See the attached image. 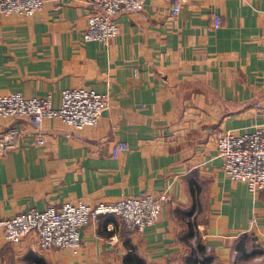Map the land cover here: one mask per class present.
I'll list each match as a JSON object with an SVG mask.
<instances>
[{
  "label": "crops",
  "instance_id": "1",
  "mask_svg": "<svg viewBox=\"0 0 264 264\" xmlns=\"http://www.w3.org/2000/svg\"><path fill=\"white\" fill-rule=\"evenodd\" d=\"M186 4L173 16L171 0H144L141 14L117 18L106 45L81 39L85 0H46L33 19L0 16V95L48 96L59 109L63 91L85 88L109 104L96 127L71 138L56 120L0 122V133H21L20 147L0 155V221L167 189L171 198L142 234L113 217L89 225L77 255L42 252L32 235L10 245L0 230V264H125L130 253L194 264L197 244L216 264L264 262V191L226 178L215 149L220 132L264 128V0ZM118 142L126 151L114 158Z\"/></svg>",
  "mask_w": 264,
  "mask_h": 264
},
{
  "label": "built area",
  "instance_id": "2",
  "mask_svg": "<svg viewBox=\"0 0 264 264\" xmlns=\"http://www.w3.org/2000/svg\"><path fill=\"white\" fill-rule=\"evenodd\" d=\"M45 1L0 0V16L33 19L42 11ZM186 3L187 0H171V15L177 16ZM85 5L89 14L87 28L81 39L84 43L104 45L118 35L116 20L119 16L139 15L145 7L144 0H85ZM212 19L211 29H219L222 19L218 15H213ZM108 109L107 95L85 88L63 91L59 109L53 108L48 96L26 99L16 93L0 95V122L29 120L39 126L44 120H56L66 128L64 135L68 138L96 127ZM20 134L14 126L0 133V155L20 147ZM37 138L38 143L42 144L41 136ZM215 149L226 178L244 184L253 196L264 191V128L241 135L220 132L215 139ZM125 151L126 145L118 142L112 149L113 157ZM169 202L170 190L167 189L158 197L144 193L122 198L112 204L98 203L94 207L83 203H66L58 210L49 206L43 211L30 209L14 215L13 218L0 221V230L10 245L20 243L32 235L36 238L37 248L42 252L59 253L67 250L77 255L82 245L81 232L101 218L113 217L126 233L142 234L146 228L159 222L163 206Z\"/></svg>",
  "mask_w": 264,
  "mask_h": 264
},
{
  "label": "trees",
  "instance_id": "3",
  "mask_svg": "<svg viewBox=\"0 0 264 264\" xmlns=\"http://www.w3.org/2000/svg\"><path fill=\"white\" fill-rule=\"evenodd\" d=\"M195 248L198 254L194 256V260H193L194 264H214L213 261L214 258L212 257V255L206 254V249L203 246L197 244ZM125 264H145V263L136 254L130 253V255H128V257L125 259Z\"/></svg>",
  "mask_w": 264,
  "mask_h": 264
},
{
  "label": "rangeland",
  "instance_id": "4",
  "mask_svg": "<svg viewBox=\"0 0 264 264\" xmlns=\"http://www.w3.org/2000/svg\"><path fill=\"white\" fill-rule=\"evenodd\" d=\"M263 259L262 257L257 260V257L255 258H248V259H244V260H237L235 258H233L232 264H263ZM214 264H216V262H214Z\"/></svg>",
  "mask_w": 264,
  "mask_h": 264
}]
</instances>
